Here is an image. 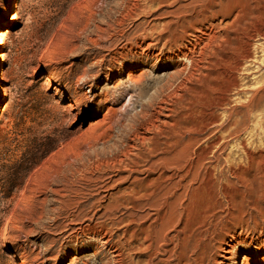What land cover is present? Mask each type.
I'll list each match as a JSON object with an SVG mask.
<instances>
[{"label":"rangeland","instance_id":"obj_1","mask_svg":"<svg viewBox=\"0 0 264 264\" xmlns=\"http://www.w3.org/2000/svg\"><path fill=\"white\" fill-rule=\"evenodd\" d=\"M126 1L12 0L0 21V264H101L87 243L65 245L66 216L110 217L120 234L132 190L151 188L159 175L108 163L126 150L131 135L133 111L121 109L131 93L127 74L143 72L144 84L155 81L151 95L172 72L132 53L128 67L106 70V80L105 60L140 30L156 38L177 23L181 31L185 18L211 9L220 12L221 53L232 62L243 59L238 67L205 65L190 85V101L182 103L176 122L193 139L190 152L202 151L206 160L177 191L185 195L190 224L205 217L240 222L249 236L256 224L264 227V0H140L132 17ZM4 5L0 0V17ZM123 90L113 102L111 93ZM68 104L77 106L71 114L64 110ZM145 214L154 217L147 207L140 211Z\"/></svg>","mask_w":264,"mask_h":264},{"label":"bare ground","instance_id":"obj_2","mask_svg":"<svg viewBox=\"0 0 264 264\" xmlns=\"http://www.w3.org/2000/svg\"><path fill=\"white\" fill-rule=\"evenodd\" d=\"M11 2L5 0L0 21L11 11ZM139 3L140 0L126 1L124 11L128 16L132 17V13L137 12ZM218 14V10L211 9L208 14L192 15L183 20L181 24L184 28L181 31H178L176 23L173 29L168 28L156 38L152 31L140 30L133 42L127 40L123 46L109 53L105 60L107 66L103 70L106 80L110 76L106 70L128 67L125 59L132 53L137 59L147 64L150 62L152 68H156L157 63L172 68L170 74L161 78L162 83L151 95H148L147 89L155 85V81L144 84L143 72H140V76H135L134 71L128 72L126 90L131 93L121 109L127 107L133 111L128 124L131 135L126 150L108 162L113 167L126 163L130 172L139 170V167L145 172L157 170L159 175L151 188L132 190L136 195L128 203L120 234L113 232L112 228L116 225L110 217L98 220L94 212L83 216L67 214L66 218L70 221L64 226V230L68 231L64 239L67 247L77 246L80 242L79 247L82 248L87 243L94 255L101 257V264H238L242 254L240 264H264L262 225L256 224L252 231L254 236H249L240 222L223 223L205 217L190 224L186 217L187 208L182 204L185 195L177 191L189 177L199 174L206 160L204 152L196 153L194 149L190 152L193 139L190 136L185 138L176 122L185 96L192 90L190 85L207 68L205 65L234 64L238 67L243 59L232 62L221 53L220 24L215 21ZM123 34L121 31L120 35ZM255 34L262 36L263 28L256 30ZM4 61V55L0 54V63ZM103 62L104 58L101 57L95 64L101 65ZM4 77L5 71L1 69L0 79ZM86 87L90 90L91 83ZM125 91L117 94L113 91V102L121 100ZM186 101L188 104L190 99L186 97ZM134 104H138L139 110L134 109ZM76 107L75 104H68L64 110L71 114ZM112 113L116 114V111ZM223 143L224 139L213 151L220 149ZM228 170H232V173L235 171L231 167ZM177 206L181 209L179 214L176 213ZM74 207V210L80 211L79 204ZM144 207L153 211L151 220L147 218L148 214L140 215ZM261 222L264 223V216ZM3 255L7 262H14L11 253Z\"/></svg>","mask_w":264,"mask_h":264}]
</instances>
